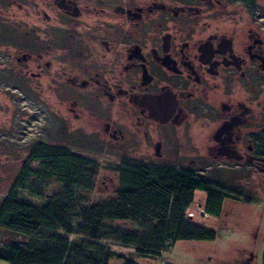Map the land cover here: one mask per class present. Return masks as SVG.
<instances>
[{
    "label": "rangeland",
    "instance_id": "374dc122",
    "mask_svg": "<svg viewBox=\"0 0 264 264\" xmlns=\"http://www.w3.org/2000/svg\"><path fill=\"white\" fill-rule=\"evenodd\" d=\"M72 1L85 7L90 0ZM56 2L0 0V204L40 142L69 147L99 163L90 202L116 197L119 169L128 159L173 166L196 172L229 194L219 217L204 213L206 193L201 190L189 209L193 221L217 232L216 239L179 241L160 258L111 245L115 256L110 264H264V166L188 161L185 154L196 152L198 145H189L188 128L160 127L146 134L130 124L119 100L96 98L91 87L80 83L94 61L89 52L97 49L100 57L107 49L103 40L114 35L88 29L87 18L75 20ZM190 132L198 141L202 128L195 124ZM31 185L41 188L32 178L20 196L36 205L63 190L51 181L39 197L29 190ZM115 224L135 229L131 223ZM22 239L0 228V247Z\"/></svg>",
    "mask_w": 264,
    "mask_h": 264
},
{
    "label": "flooded vegetation",
    "instance_id": "af4514ba",
    "mask_svg": "<svg viewBox=\"0 0 264 264\" xmlns=\"http://www.w3.org/2000/svg\"><path fill=\"white\" fill-rule=\"evenodd\" d=\"M56 1L114 35L76 80L96 98L146 134L188 128V161L264 166V0Z\"/></svg>",
    "mask_w": 264,
    "mask_h": 264
},
{
    "label": "trees",
    "instance_id": "16d2710c",
    "mask_svg": "<svg viewBox=\"0 0 264 264\" xmlns=\"http://www.w3.org/2000/svg\"><path fill=\"white\" fill-rule=\"evenodd\" d=\"M98 169L97 161L69 147L34 145L0 204V228L24 239L0 247V262L110 264L115 256L111 245L132 248L143 258H160L179 241L216 239L215 230L188 215L198 190L206 193L205 213L219 217L223 212L230 196L206 177L128 159L119 169L116 197L90 202ZM32 178L41 182V188L29 187L36 196L43 197L51 181L63 190L36 205L20 196ZM117 222L131 223L135 229L122 228ZM125 264L138 263L126 260Z\"/></svg>",
    "mask_w": 264,
    "mask_h": 264
},
{
    "label": "built area",
    "instance_id": "2783aa9c",
    "mask_svg": "<svg viewBox=\"0 0 264 264\" xmlns=\"http://www.w3.org/2000/svg\"><path fill=\"white\" fill-rule=\"evenodd\" d=\"M204 213H205V212H204ZM188 215H189V217H191V218L194 217V213H191V212H190Z\"/></svg>",
    "mask_w": 264,
    "mask_h": 264
}]
</instances>
